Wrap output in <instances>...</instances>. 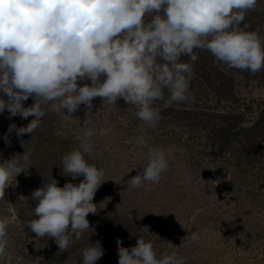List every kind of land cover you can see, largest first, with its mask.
Instances as JSON below:
<instances>
[{
	"label": "rangeland",
	"instance_id": "rangeland-1",
	"mask_svg": "<svg viewBox=\"0 0 264 264\" xmlns=\"http://www.w3.org/2000/svg\"><path fill=\"white\" fill-rule=\"evenodd\" d=\"M244 23L249 30L264 25V0L246 12ZM260 35L264 38V31ZM194 52L195 103L165 106L157 100L153 107L160 109V119L154 129L123 99L108 104L94 98L87 126L93 130V152L86 159L104 170V183L93 198L97 213L87 216L90 228L64 252L53 239H35L27 228L29 220L38 219L30 197L52 177L61 187L71 180L60 175L59 166L79 147L86 110L81 105L67 123L48 112L32 134L10 133V145L4 140L9 125L23 127L34 117L0 114V161L31 153V167L10 181L0 201V219L8 221L0 264H63L68 257L79 260L81 249L96 241L105 249L96 264H118L116 238L131 247L138 237L154 245L157 258L175 252L184 264H264V70L252 75L228 68L207 50ZM33 102L30 97L25 106ZM141 135L147 141L143 147L137 143ZM151 147L164 150L168 168L158 184L132 189L128 180L143 170ZM193 231L198 241L185 240Z\"/></svg>",
	"mask_w": 264,
	"mask_h": 264
},
{
	"label": "clouds",
	"instance_id": "clouds-1",
	"mask_svg": "<svg viewBox=\"0 0 264 264\" xmlns=\"http://www.w3.org/2000/svg\"><path fill=\"white\" fill-rule=\"evenodd\" d=\"M258 0H0V114L8 119L32 116L26 126L11 123L4 135L32 132L48 112L63 122L83 105L86 130L77 149L61 160L60 175L71 177L61 187L51 178L33 190V213L27 222L35 239L54 240L60 252L90 228L87 216L97 213L93 198L104 183V170L89 163L93 100L133 106L144 126L155 128L160 109L172 103H195L190 91L194 49L207 50L230 69L255 75L264 70V25L249 30L245 14ZM187 56L188 61L181 58ZM167 93V98H165ZM6 97V98H5ZM33 103L25 106L29 98ZM137 143L147 141L141 135ZM31 153L0 161V201L10 181L31 167ZM168 168L164 150L151 147L142 171L128 180L132 189L158 184ZM83 177L79 183L73 181ZM7 218L0 219V258L6 250ZM197 232L185 240L196 242ZM118 264H184L176 253L157 258L154 245L138 237L124 247L116 238ZM105 254L99 241L81 249L80 259L63 264H96Z\"/></svg>",
	"mask_w": 264,
	"mask_h": 264
}]
</instances>
